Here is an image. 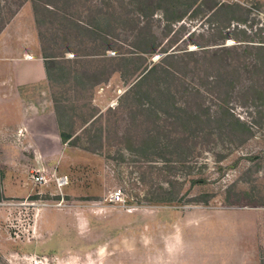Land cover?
I'll return each mask as SVG.
<instances>
[{"label":"rangeland","instance_id":"374dc122","mask_svg":"<svg viewBox=\"0 0 264 264\" xmlns=\"http://www.w3.org/2000/svg\"><path fill=\"white\" fill-rule=\"evenodd\" d=\"M21 9L44 52L73 54L50 72L69 138L45 166L22 160L24 177L0 169V259L182 264L167 249L175 220L224 239L231 211H264V0H0V30ZM37 171L69 185L37 188ZM22 178L23 195L5 188ZM45 208L83 226L41 230ZM58 245L69 253L35 256Z\"/></svg>","mask_w":264,"mask_h":264},{"label":"crops","instance_id":"0c3cea01","mask_svg":"<svg viewBox=\"0 0 264 264\" xmlns=\"http://www.w3.org/2000/svg\"><path fill=\"white\" fill-rule=\"evenodd\" d=\"M69 53L67 48L61 54L49 55L43 51L34 16L29 17L27 10L18 11L0 30V169L6 175L16 172L14 174L24 177L28 171L20 166L27 162L23 164L22 160H30L34 167H41L57 159L64 150L67 142L61 138L60 116L52 95L50 72L56 63H69ZM24 179L20 183L7 179L5 188L10 186L9 191L16 190L23 195V181H27ZM53 211L58 212L56 218L48 216ZM234 212L219 222L224 224V239H220L217 229L205 221L186 216L175 220L174 227L180 229L174 232L175 241H171L167 248L177 257L173 260L182 264H262L264 211L248 216L235 215L239 213ZM36 216V226L41 230L47 227L51 233L55 229L68 230V225L76 223L83 226L72 216L53 209L45 208ZM43 236V232L36 233L37 238ZM70 237L75 236L66 233L58 239L68 240ZM43 250L46 248H40L35 256L46 260L49 254L69 253L59 245L50 252ZM44 260L42 262H46Z\"/></svg>","mask_w":264,"mask_h":264},{"label":"built area","instance_id":"2783aa9c","mask_svg":"<svg viewBox=\"0 0 264 264\" xmlns=\"http://www.w3.org/2000/svg\"><path fill=\"white\" fill-rule=\"evenodd\" d=\"M69 57H73V54H70ZM31 183L37 187V188H49L53 185L54 189H56L59 192H62L63 189L69 185V176L68 175H54L53 179L46 177L43 173L40 171H37V173H34L31 176ZM119 199H121V195L117 196ZM65 200H60V202L56 203L58 206L62 207L65 203ZM38 204H42V206H50L49 202H45L43 204L42 201H37ZM31 204H35L32 202ZM53 203V205H56Z\"/></svg>","mask_w":264,"mask_h":264},{"label":"trees","instance_id":"16d2710c","mask_svg":"<svg viewBox=\"0 0 264 264\" xmlns=\"http://www.w3.org/2000/svg\"><path fill=\"white\" fill-rule=\"evenodd\" d=\"M219 5H220V7H221V6H223L224 4H223V3H219ZM233 6H235V5L225 6V7L233 8ZM177 22H180V20H178ZM238 46H241V45H238ZM261 47H264V46H261ZM222 48H224V47H222ZM222 48H220V49H222ZM232 48H233V47H232ZM174 55H175V54H174ZM168 56H172V55H168ZM61 138H62V140L65 142V141L69 138V136L66 135L65 133L61 132ZM0 181H1V180H0ZM1 199H2V197H1V185H0V201H1ZM0 264H9V263L6 262V261H3L2 259H0Z\"/></svg>","mask_w":264,"mask_h":264}]
</instances>
